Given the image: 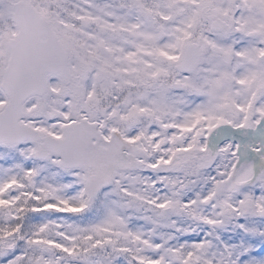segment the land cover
Returning <instances> with one entry per match:
<instances>
[{
	"label": "snow or ice",
	"instance_id": "snow-or-ice-1",
	"mask_svg": "<svg viewBox=\"0 0 264 264\" xmlns=\"http://www.w3.org/2000/svg\"><path fill=\"white\" fill-rule=\"evenodd\" d=\"M0 264H264V0H0Z\"/></svg>",
	"mask_w": 264,
	"mask_h": 264
}]
</instances>
